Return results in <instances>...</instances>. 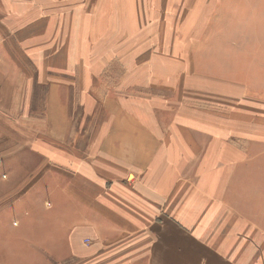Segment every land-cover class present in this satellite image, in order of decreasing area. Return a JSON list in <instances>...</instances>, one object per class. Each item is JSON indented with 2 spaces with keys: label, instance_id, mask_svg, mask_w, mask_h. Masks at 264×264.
Listing matches in <instances>:
<instances>
[{
  "label": "crops",
  "instance_id": "crops-1",
  "mask_svg": "<svg viewBox=\"0 0 264 264\" xmlns=\"http://www.w3.org/2000/svg\"><path fill=\"white\" fill-rule=\"evenodd\" d=\"M121 18L58 31L37 65L17 62L6 47L12 32L0 25V173L24 184L12 191L0 175V201L26 199L28 216L42 187L52 205L32 216L26 242L50 264H264V145L255 152L240 114L255 112L253 125L264 97L246 92L255 83L243 82L241 62L226 65L223 41L203 49L190 72L115 63L127 54ZM155 27L157 39L173 36L160 20ZM174 79L186 94H176ZM71 103L90 130L69 132ZM31 157L39 164L22 175Z\"/></svg>",
  "mask_w": 264,
  "mask_h": 264
},
{
  "label": "rangeland",
  "instance_id": "rangeland-1",
  "mask_svg": "<svg viewBox=\"0 0 264 264\" xmlns=\"http://www.w3.org/2000/svg\"><path fill=\"white\" fill-rule=\"evenodd\" d=\"M190 5H193L194 8ZM0 11L2 20V22L0 20V25L4 27H2L3 34L7 32L5 29H8L13 35L7 33L13 38L7 37L6 47L15 48L17 52L15 58L19 64L29 62L32 65H37L40 63L42 53L43 56L46 55L45 51L50 48L49 44L54 41L55 33L58 31L71 35V31H74L73 28L82 26L85 19L91 20L95 26L98 22L100 25L106 20L112 21L116 18L120 20L123 17L128 25L124 27L129 32V38L126 41L128 44L127 54L114 56L115 63L146 65L152 62L159 65L170 63L175 69L188 67L187 72H190L192 64L197 67V64L202 63L201 52L203 49L223 41L225 43V47H222L225 49L223 58L226 65L241 62L243 82L255 83V87L247 88L246 92L250 95L259 94L264 97V0H0ZM5 11L7 13L17 12L18 15L10 14L12 17L8 20V16L4 14ZM190 11H194L195 16L188 18L187 12ZM155 13L158 17L154 19L153 14ZM157 18L166 28L164 32L170 33L173 35L172 37L168 34L161 40L154 36L155 23L159 22ZM79 23L81 24L79 25ZM143 29L147 33L154 29L153 33L149 34L152 38H144L145 35L141 34ZM161 29L163 28L161 27ZM218 33L225 34L224 39L213 40L212 37ZM175 34L179 36L178 39L174 36ZM204 34L207 35L205 39H203ZM104 42L99 41V48ZM116 42L121 43V41ZM155 44L158 45L156 51L154 50ZM1 50L5 52V48L2 47ZM172 50H178V55L174 54ZM92 58L95 57L92 56ZM9 62L15 63L13 55ZM102 62L106 63L105 60ZM136 68L137 66H135ZM182 80H184V76L181 75L178 78L179 84ZM162 83L165 85V79L160 80L159 85ZM166 86H168V82ZM172 86L177 92L176 94L180 96L183 91L180 92V88L176 90L175 79ZM42 88H40V97ZM183 93L186 94V92ZM188 94L196 95L191 90ZM256 100L264 101L262 98ZM39 104L42 105L41 102ZM67 107L70 111V133L71 128L75 127L86 130L92 128L90 120L85 121L81 118L79 121L78 112L80 110L77 109V105L75 107L71 103L67 104ZM84 111L82 108L83 115ZM253 113L249 114L248 111L242 109V113H240L242 117L241 133H252L251 143L256 144L255 152H258L264 145V117L257 116L259 120H254L253 125H250V116ZM72 138H74L73 135L70 139ZM87 138L82 133L81 136L76 137V143L83 146ZM25 159L27 158L24 156L21 158V160ZM36 161V157H31L29 166L23 169L22 175L27 176L34 173V169L39 164ZM0 175L3 186L8 185L10 188L12 184V191L24 186L20 182L17 183L20 178L14 180L15 177H12L5 168H2ZM24 180L23 178L22 181ZM38 188V206L28 216L26 211L30 210L26 199H20L14 203L9 199L11 194L2 196L0 201V264H50L47 259L41 256V249H31L26 242L27 234L33 233L27 230L30 227L28 222L32 216L34 219L40 218L46 206L51 202L42 193V187L39 185ZM43 192L45 193L46 190L44 189ZM17 204L19 206L14 209ZM37 226L35 232L40 237L43 231L40 225ZM85 242L88 243V240Z\"/></svg>",
  "mask_w": 264,
  "mask_h": 264
}]
</instances>
